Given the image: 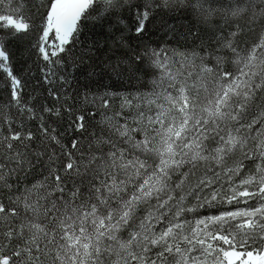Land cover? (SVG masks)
I'll return each instance as SVG.
<instances>
[{"label": "snow or ice", "instance_id": "6c2138e0", "mask_svg": "<svg viewBox=\"0 0 264 264\" xmlns=\"http://www.w3.org/2000/svg\"><path fill=\"white\" fill-rule=\"evenodd\" d=\"M188 7L204 25L190 30L200 50L181 53L175 70L166 49L133 51V63L146 60L159 71L153 90L135 104L124 97L121 111L104 115L108 135L80 159L46 123L45 113L60 117L61 109L23 98L27 84L0 42L10 95L0 108V189L11 190L10 178L46 153L48 168L7 203L0 197V264H264V0H0V30L35 36L43 82L54 85L67 82L58 75L66 61L83 62L73 52L82 20L109 14L119 27L130 19L133 27L116 37L125 47V30L142 38L154 16ZM245 30L256 38L246 40ZM12 107L38 119L43 151L30 152L34 133ZM84 119L75 118L77 130ZM71 148L79 151L76 140ZM241 203L248 207H235ZM224 204L234 209L209 214Z\"/></svg>", "mask_w": 264, "mask_h": 264}, {"label": "trees", "instance_id": "16d2710c", "mask_svg": "<svg viewBox=\"0 0 264 264\" xmlns=\"http://www.w3.org/2000/svg\"><path fill=\"white\" fill-rule=\"evenodd\" d=\"M15 2L16 0H13V3ZM32 2L34 0H29V3ZM136 2L137 0H133V3ZM192 2L193 0H188L189 4ZM120 15L127 17L124 12H121ZM215 22L214 19L213 23ZM114 24L115 18L110 19L109 14L99 16V18H90L87 21L82 20L78 42L73 48V52L78 61L82 56L83 62L78 63V66H73L70 61H66L58 75L66 77L67 82L57 80L54 85L43 82L41 69L44 67V62L32 47L35 36L17 38L9 35L7 31L0 30V42H4L8 48L12 70L27 84L23 98L30 105H36L37 108H39L38 102L43 101L49 106L55 105L61 109L60 117L45 113L46 123L55 129L65 150H71L77 159H80L81 154L86 156L90 151H97V146L94 143L95 138L101 134L108 135L106 126L101 121L104 115L112 116L114 112L121 111L124 97L135 104L139 102L138 98L152 92L153 81L159 76V71L151 67L146 60L133 63L130 60L133 51L142 53L145 48L166 49L168 55L172 57L173 70H175L181 66L183 59L181 53H191L194 48L197 51L200 50L197 46L198 42H194V38L190 35V30L199 32L204 28L190 7L180 8L177 11L165 12L161 16H154L146 32L142 34V38L125 30L123 35L130 47H120L116 40V37L121 35L120 29L131 28L133 24L128 18L119 27H114ZM245 32L244 38L249 42L256 38L255 34L248 33L247 30ZM117 64L120 69L118 73L112 71V68ZM49 87L57 92L61 97L60 100H53L48 95ZM100 97L109 100L110 108L100 107ZM9 100L6 74L0 70V108L8 105ZM10 111L13 118L24 120L26 131L31 130L34 133L35 138L30 152L43 151L45 144L38 131V119L25 120L18 116L14 107ZM130 111L132 110L123 109L125 115H128ZM79 115H83L85 118L83 130H77L73 123ZM3 128L6 126L0 124V130ZM73 140L78 142L79 151L71 148ZM51 149H55L57 156L63 161L64 158L60 155L61 149L54 144L51 145ZM104 150L107 151V146H104ZM46 163L47 153L35 168L30 169L27 173L11 177L9 182L13 188L11 190L0 189V197H3L5 203H7L9 195L14 196L22 193L26 187H31L37 181L44 180L48 175ZM56 166L62 169L63 164L60 163ZM66 182L67 187L71 189L72 178L66 177ZM232 206L224 204L219 206L218 210L210 209L208 211L209 214H218L219 211L232 210Z\"/></svg>", "mask_w": 264, "mask_h": 264}, {"label": "rangeland", "instance_id": "374dc122", "mask_svg": "<svg viewBox=\"0 0 264 264\" xmlns=\"http://www.w3.org/2000/svg\"><path fill=\"white\" fill-rule=\"evenodd\" d=\"M157 78H158V76H157ZM250 203H255V202L252 201V202H250ZM232 207H233V209H234V206H232ZM235 207L245 208V207H248V205L241 203V204H239V205H235ZM233 209H232V210H233Z\"/></svg>", "mask_w": 264, "mask_h": 264}]
</instances>
